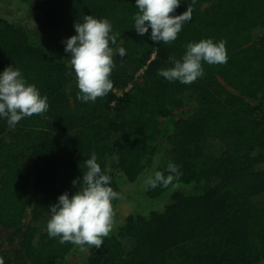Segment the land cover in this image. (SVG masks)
<instances>
[{"label":"trees","instance_id":"1","mask_svg":"<svg viewBox=\"0 0 264 264\" xmlns=\"http://www.w3.org/2000/svg\"><path fill=\"white\" fill-rule=\"evenodd\" d=\"M135 2L0 0V74L18 68L49 105L14 127L0 117L3 264H264V0H181L171 15L191 4L192 19L170 44L137 34ZM85 15L107 18L119 33L109 46L126 50L95 102L77 98L63 43ZM204 39L226 41V63L202 61L191 84L158 75ZM93 153L120 197L103 246L82 250L50 238L47 223ZM170 162L179 178L148 186L156 171L176 175Z\"/></svg>","mask_w":264,"mask_h":264},{"label":"clouds","instance_id":"2","mask_svg":"<svg viewBox=\"0 0 264 264\" xmlns=\"http://www.w3.org/2000/svg\"><path fill=\"white\" fill-rule=\"evenodd\" d=\"M194 2V0H193ZM139 9L134 16L135 30L138 35H145L151 28L150 39L154 42L170 44L177 39L182 25L192 19V5L180 15H171L180 6L181 0H136ZM76 35L67 38L65 52L71 54L68 60L74 69L79 94L82 102H95L113 89L110 75L115 67L113 57L126 55L123 47L113 49L109 42L116 44L119 33L110 35L112 25L107 18L97 19L85 15L83 23L74 24ZM181 59L169 57L173 65L158 70V75L168 81L191 84L203 76L202 61L208 64L227 62L226 41L218 43L212 39L192 42L186 46ZM47 96H41L35 85L28 84L21 71L13 65L6 67L0 74V117L7 118L9 126L14 127L24 117L33 114L42 115L48 110ZM86 171L82 180H73L78 191L68 192L58 197V203L49 206L51 217L47 223L50 238L59 237V243L67 242L78 245L83 250L85 245L100 249L103 238L112 230L115 212L112 201L120 194L110 185L111 177L102 172L95 153L85 160ZM169 174L165 177L161 171L150 175L146 184L151 188L158 185L167 187L179 178V169L174 163L168 164ZM0 264L3 260L0 259Z\"/></svg>","mask_w":264,"mask_h":264},{"label":"rangeland","instance_id":"3","mask_svg":"<svg viewBox=\"0 0 264 264\" xmlns=\"http://www.w3.org/2000/svg\"><path fill=\"white\" fill-rule=\"evenodd\" d=\"M118 95H123V91H118V93H117ZM202 105L201 104H199V103H192V105L190 106L191 107V110H198L200 107H201ZM209 106L210 105H206V106H203V107H205L207 110L209 109ZM202 107V108H203ZM201 109V108H200ZM130 205H128V204H126L125 206H124V208L123 209H121L120 211H121V213L122 214H126L129 210H130ZM0 234H2V235H4L3 233H0ZM56 251V250H55ZM55 251H49L48 253L51 255V254H55V253H57V252H55ZM80 263V257H73V258H70V259H68L66 262H64V263H62V264H79Z\"/></svg>","mask_w":264,"mask_h":264},{"label":"built area","instance_id":"4","mask_svg":"<svg viewBox=\"0 0 264 264\" xmlns=\"http://www.w3.org/2000/svg\"><path fill=\"white\" fill-rule=\"evenodd\" d=\"M117 93H118V90H117Z\"/></svg>","mask_w":264,"mask_h":264}]
</instances>
